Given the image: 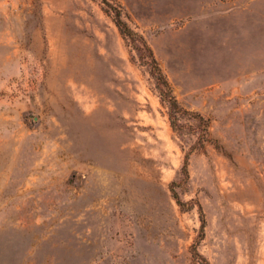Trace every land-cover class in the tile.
<instances>
[{"label": "rangeland", "instance_id": "obj_1", "mask_svg": "<svg viewBox=\"0 0 264 264\" xmlns=\"http://www.w3.org/2000/svg\"><path fill=\"white\" fill-rule=\"evenodd\" d=\"M106 1L186 112L102 0H0V264H264V0Z\"/></svg>", "mask_w": 264, "mask_h": 264}, {"label": "trees", "instance_id": "obj_2", "mask_svg": "<svg viewBox=\"0 0 264 264\" xmlns=\"http://www.w3.org/2000/svg\"><path fill=\"white\" fill-rule=\"evenodd\" d=\"M102 2L107 7L105 12L107 14H111V13L113 14L114 23H115L119 33L124 37V39L129 41L133 50H136L139 52L141 62L148 67L149 73H150L152 79L154 80L155 88H156L157 92L159 93L160 100H161L162 104L166 105L168 108V119L170 122V126L172 127L173 130H177V128L180 126L179 125V121H180L179 116L186 111L179 105L175 96L173 95L172 88H171L166 76L162 72L152 50L148 46L146 40L141 35H139L135 31H133L127 25V23L125 21H123V19L121 17V13L118 9H116V8L111 9L112 7H110L109 3L106 0H102ZM193 116L197 120L199 127H202V130H200V133H198L196 135V142H195L196 144L195 145L202 147L203 143L206 141V138H207V134L204 130H206V128L208 127V121L203 119L198 114L193 113ZM190 135H194V134L192 133ZM193 150H195V147H193L192 150L189 151L185 155L184 162H183V165L181 168V174L185 178L188 176V171H187L188 157L191 154V152H193ZM172 192H173L172 193L173 197L176 200L177 204L180 207H184L185 204L179 200L178 196L176 195V193H174V191H172ZM198 210H199V213L201 216V218H200V220H201L200 230H201V233H203L205 221L203 219V213H202V209H201L200 205L198 206ZM193 254L195 257L202 260L200 255L197 253L196 249L194 250ZM205 264H207V263H205Z\"/></svg>", "mask_w": 264, "mask_h": 264}, {"label": "bare ground", "instance_id": "obj_3", "mask_svg": "<svg viewBox=\"0 0 264 264\" xmlns=\"http://www.w3.org/2000/svg\"><path fill=\"white\" fill-rule=\"evenodd\" d=\"M64 44V43H63Z\"/></svg>", "mask_w": 264, "mask_h": 264}]
</instances>
